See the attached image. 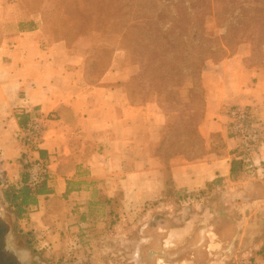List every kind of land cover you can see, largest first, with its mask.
Wrapping results in <instances>:
<instances>
[{
    "label": "crops",
    "instance_id": "1",
    "mask_svg": "<svg viewBox=\"0 0 264 264\" xmlns=\"http://www.w3.org/2000/svg\"><path fill=\"white\" fill-rule=\"evenodd\" d=\"M41 2L0 0V191L4 200L8 201L7 187L19 188L22 182L26 165L18 134L35 112L44 117L41 155L50 162L51 178L44 184L46 191L27 208V220L39 224L46 216L58 219L61 208H84L102 194L109 198L120 194L129 207L162 196L167 189V165L156 149L167 123L165 112L154 97L132 102L127 88L133 77L129 68L113 65L98 81H89L88 50L53 36ZM201 83L205 109L199 132L205 153L197 160L184 155L170 159V176L180 192L194 191L219 178L232 181L235 141L229 135L224 107L252 106L264 123V45L255 48L244 42L232 55L209 60ZM263 162L264 133L252 164L245 168L248 174L247 169L259 167L256 195L261 215ZM238 193L250 195L249 190ZM249 219L241 220L240 226L250 223ZM257 226L260 233L264 219L259 218ZM223 244L216 234L210 264L228 261L219 259L224 256L218 253ZM255 249L257 253L264 250V239ZM248 258L251 264H264V253Z\"/></svg>",
    "mask_w": 264,
    "mask_h": 264
},
{
    "label": "rangeland",
    "instance_id": "2",
    "mask_svg": "<svg viewBox=\"0 0 264 264\" xmlns=\"http://www.w3.org/2000/svg\"><path fill=\"white\" fill-rule=\"evenodd\" d=\"M47 1L42 0L39 7L40 10L48 9L43 12L48 25L57 27L58 36H66L71 45L78 44L88 50L89 81H98L113 65L125 67L133 72L127 88L134 91L139 83V67L133 55L136 40L129 51L114 31L102 35L82 28L78 34L70 20H79L74 12L79 0H58L56 6L49 4L52 0ZM221 13L220 7H216L213 24L219 32L224 31L220 26L225 24ZM63 21L65 25H62ZM251 43L255 48L262 45L259 39ZM194 89V99L188 108L196 111L197 117L193 121L197 124L202 121L204 98L200 87ZM135 100L139 98L135 97ZM176 109H182V105ZM183 118V114L172 115L178 131ZM164 131L169 133L166 126ZM247 170L248 174L243 171L235 180L216 179L194 191L180 192L175 186L169 191L167 187L162 196L136 207L125 205L120 194L113 198L102 194L91 199L84 208H61L58 219L46 216L45 222L39 224L27 220L26 214L20 212L21 207L9 199L5 201L0 191V221L8 227L3 238L5 258L16 259L19 264H210V259L215 257L210 248L217 234L224 243V249L218 251L224 255L220 261L251 264L248 257L258 254L255 248H259L260 239H264V227L259 233L257 226L264 215L259 214L256 195L259 167ZM166 176L170 177L167 170ZM2 179L0 175V183ZM241 190H249L250 195H239ZM249 204H252L251 208L247 207ZM245 213L250 223L240 226L241 220H246ZM234 239L237 242L231 245ZM245 259H249L247 263Z\"/></svg>",
    "mask_w": 264,
    "mask_h": 264
},
{
    "label": "trees",
    "instance_id": "3",
    "mask_svg": "<svg viewBox=\"0 0 264 264\" xmlns=\"http://www.w3.org/2000/svg\"><path fill=\"white\" fill-rule=\"evenodd\" d=\"M55 3L59 4V1L52 0L49 4ZM75 4L74 12L79 20L70 22L76 33L80 34L82 28L102 35L114 31L129 51L136 40L133 55L139 67V83L134 91L129 90V95L135 104L154 97L167 116L169 133L163 131L156 149L167 165L166 170L170 172L169 162L173 156L184 155L189 160L201 157L205 153L204 138L199 132L200 123L193 121L197 117L196 111L188 108L194 99V88L200 87L203 91L202 120L205 97L201 75L206 63L232 55L244 42L259 39L264 45V0H79ZM216 7H220L221 17L225 20L220 26L223 32L213 24ZM41 11L48 9L43 7ZM65 24L63 21L62 25ZM51 27L54 37L68 40L66 36H58L57 27ZM179 105L182 109H176ZM180 114L184 118L178 131L172 115ZM247 166L242 159L233 158L231 179L238 178ZM21 181L19 188L9 186L5 195L21 207V213H26L46 188L44 184L30 187L26 173ZM172 186L175 185L171 176L167 177L169 191ZM7 230L8 227L0 223V237ZM258 253L262 254L264 250Z\"/></svg>",
    "mask_w": 264,
    "mask_h": 264
},
{
    "label": "built area",
    "instance_id": "4",
    "mask_svg": "<svg viewBox=\"0 0 264 264\" xmlns=\"http://www.w3.org/2000/svg\"><path fill=\"white\" fill-rule=\"evenodd\" d=\"M224 111L229 120V135L235 141L234 158L242 159L249 166L259 151L264 123L252 106L227 105ZM43 133L44 117L41 113L35 112L18 134L24 148L23 161L26 165L27 182L33 188L47 183L51 178L50 162L41 155Z\"/></svg>",
    "mask_w": 264,
    "mask_h": 264
},
{
    "label": "flooded vegetation",
    "instance_id": "5",
    "mask_svg": "<svg viewBox=\"0 0 264 264\" xmlns=\"http://www.w3.org/2000/svg\"><path fill=\"white\" fill-rule=\"evenodd\" d=\"M0 223L3 224L1 221H0ZM3 238H4V235L0 237V257H2V258H0V264H19V261L16 259L6 260L5 249H4V245H3Z\"/></svg>",
    "mask_w": 264,
    "mask_h": 264
}]
</instances>
